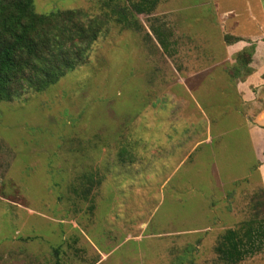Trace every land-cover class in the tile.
<instances>
[{
  "label": "rangeland",
  "instance_id": "1",
  "mask_svg": "<svg viewBox=\"0 0 264 264\" xmlns=\"http://www.w3.org/2000/svg\"><path fill=\"white\" fill-rule=\"evenodd\" d=\"M33 3L97 13L101 0ZM152 14L172 30L174 53L138 15L142 30L111 26L56 83L0 101V264H221L220 234L254 216L261 183L246 127L229 135L231 153L228 143L213 157L192 152L186 87L219 95L262 53L264 0H160ZM123 145L132 161L119 160ZM236 264H264V244Z\"/></svg>",
  "mask_w": 264,
  "mask_h": 264
},
{
  "label": "trees",
  "instance_id": "2",
  "mask_svg": "<svg viewBox=\"0 0 264 264\" xmlns=\"http://www.w3.org/2000/svg\"><path fill=\"white\" fill-rule=\"evenodd\" d=\"M159 2L101 0L100 12L90 13L81 8L37 12L33 0H0V101L41 92L56 83L86 61L93 43L111 26L142 30L138 15L147 16L149 29L162 51L174 53L172 30L152 14ZM143 37L152 39L148 32ZM117 155L120 161H132L134 157L126 145ZM82 178V182L91 181V175ZM86 183L79 189L82 197L90 190ZM253 207H263V212L264 199ZM263 244L264 217L254 215L241 225L224 230L214 251L221 264H236L259 251Z\"/></svg>",
  "mask_w": 264,
  "mask_h": 264
},
{
  "label": "crops",
  "instance_id": "3",
  "mask_svg": "<svg viewBox=\"0 0 264 264\" xmlns=\"http://www.w3.org/2000/svg\"><path fill=\"white\" fill-rule=\"evenodd\" d=\"M241 45H243L241 42L228 45L229 55L225 59L231 61L234 57L232 54L234 52L238 53V50L244 47ZM256 48L261 50L262 53L257 56L255 51L250 63L243 61V63L246 62L245 68L242 66L238 67L242 70L230 71L228 74L229 83L227 81L226 86L221 90L219 89V95H211L212 88L208 84L201 88L199 87L201 83H198V87H186V91L191 97L190 102L196 114L195 119L190 118L188 122H198L197 127L193 124V137L190 139L193 143L192 152L203 145L207 154H211L213 157L218 148L225 150V144L228 143L227 152L231 153L229 149H231L233 141L231 140L232 144L231 141H227L229 135L233 129H235V132L239 125L246 127L255 160L254 168L261 183L259 190L254 193L255 202H258L264 199V107L260 109L257 101V93L264 85V40L254 44V49ZM212 75V72L210 74L204 73L201 75L200 80H202V76L212 78ZM197 89L202 92L207 91L208 94L202 95ZM159 124L160 122H157V126ZM196 130L197 133H195ZM213 163L218 168L217 160H213ZM237 178L240 177H232L231 181H235ZM261 192L263 194H260ZM257 210L255 209L253 214L258 216Z\"/></svg>",
  "mask_w": 264,
  "mask_h": 264
}]
</instances>
